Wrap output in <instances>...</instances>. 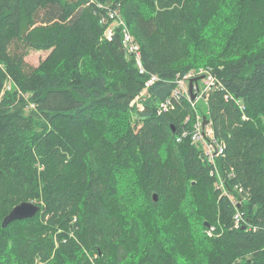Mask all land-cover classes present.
<instances>
[{"label":"trees","instance_id":"1","mask_svg":"<svg viewBox=\"0 0 264 264\" xmlns=\"http://www.w3.org/2000/svg\"><path fill=\"white\" fill-rule=\"evenodd\" d=\"M110 10L145 75L120 27L106 39ZM199 66L220 81L206 112H158ZM0 93V264H264V0H0ZM22 201L39 210L2 227Z\"/></svg>","mask_w":264,"mask_h":264},{"label":"built area","instance_id":"2","mask_svg":"<svg viewBox=\"0 0 264 264\" xmlns=\"http://www.w3.org/2000/svg\"><path fill=\"white\" fill-rule=\"evenodd\" d=\"M99 7H102L101 4H98ZM109 18L111 22L109 26L106 28L104 35L107 40H111L114 35V27H120V39L121 43L127 54L133 57L135 65L137 67L138 73L145 75L146 71L142 64V55L141 50L137 42L134 40L133 36L130 34L126 23L121 18V16L115 11L110 10L108 12ZM197 78L196 81L192 84V90L195 93L194 99L190 98V93L188 91V81L190 79ZM159 79L157 74L151 73L146 76V79L143 83V88L140 91L139 95L131 101V104L136 103L139 109H142V104L138 101V98H142L147 94L150 86ZM202 80L204 83L203 89L200 90L198 81ZM175 88L172 91V98H166L161 100L158 104V112H163L173 107V99L179 100V98L184 95L190 101L192 107L197 112L196 102L199 98H202L206 104V97L208 96V92L217 87L220 83L219 79L214 74L211 67L208 66H199L196 68H192L182 75H177L174 80ZM187 83V85H185ZM203 118H205V123L203 124ZM186 131L183 130L181 134L177 137L179 140L181 137L186 136ZM191 141L201 144V149L203 152L204 159L208 164L214 167L215 169V160L220 155H223L224 145L221 142H217L213 135V130L210 125V121L207 119L203 112H199L196 114V119L194 123L193 130L190 133ZM213 170H211V173ZM219 184L222 186V180L219 179ZM241 191V189L239 188ZM223 193L227 194V190L223 189ZM235 224L238 225L243 221V214L239 210L236 211L234 215ZM209 234V233H208Z\"/></svg>","mask_w":264,"mask_h":264},{"label":"water","instance_id":"3","mask_svg":"<svg viewBox=\"0 0 264 264\" xmlns=\"http://www.w3.org/2000/svg\"><path fill=\"white\" fill-rule=\"evenodd\" d=\"M197 78L190 79L188 81V91L190 93V98L194 99L195 93L192 90V84ZM205 123V118H203V124ZM154 200L156 199V194H153ZM39 210V206L30 201H22L16 204L2 219V227L6 226L9 222L17 219L29 218L36 214Z\"/></svg>","mask_w":264,"mask_h":264},{"label":"rangeland","instance_id":"4","mask_svg":"<svg viewBox=\"0 0 264 264\" xmlns=\"http://www.w3.org/2000/svg\"><path fill=\"white\" fill-rule=\"evenodd\" d=\"M46 55V51H34L31 50L28 55L25 57V60L28 64H30L31 66H36L39 62V60H41L44 56ZM199 84V88L200 90L203 89L204 87V83L202 80L198 81ZM187 85V83H186ZM1 95V93H0ZM198 109H202V111L206 112V104L205 101L202 98H199L196 102Z\"/></svg>","mask_w":264,"mask_h":264},{"label":"bare ground","instance_id":"5","mask_svg":"<svg viewBox=\"0 0 264 264\" xmlns=\"http://www.w3.org/2000/svg\"><path fill=\"white\" fill-rule=\"evenodd\" d=\"M129 30V29H128ZM185 85H186V83H185ZM198 108V107H197ZM193 142V141H192ZM213 167V166H212ZM215 171H213V173H214ZM210 232H211V230H210Z\"/></svg>","mask_w":264,"mask_h":264}]
</instances>
